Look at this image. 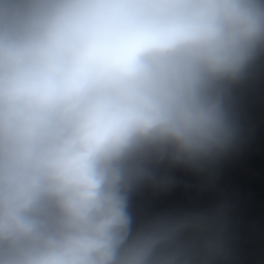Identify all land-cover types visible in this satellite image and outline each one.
<instances>
[{"label":"clouds","instance_id":"obj_1","mask_svg":"<svg viewBox=\"0 0 264 264\" xmlns=\"http://www.w3.org/2000/svg\"><path fill=\"white\" fill-rule=\"evenodd\" d=\"M0 264H264V0H0Z\"/></svg>","mask_w":264,"mask_h":264}]
</instances>
